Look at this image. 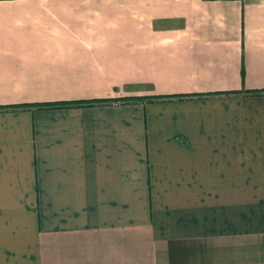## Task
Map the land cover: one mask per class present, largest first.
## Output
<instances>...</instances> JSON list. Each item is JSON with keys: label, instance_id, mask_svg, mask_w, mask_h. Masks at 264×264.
Masks as SVG:
<instances>
[{"label": "crops", "instance_id": "obj_1", "mask_svg": "<svg viewBox=\"0 0 264 264\" xmlns=\"http://www.w3.org/2000/svg\"><path fill=\"white\" fill-rule=\"evenodd\" d=\"M0 264H264V0H0Z\"/></svg>", "mask_w": 264, "mask_h": 264}, {"label": "trees", "instance_id": "obj_2", "mask_svg": "<svg viewBox=\"0 0 264 264\" xmlns=\"http://www.w3.org/2000/svg\"><path fill=\"white\" fill-rule=\"evenodd\" d=\"M102 102H105V100H91V101H87V102H82V101H78V102H57V103H42V104H38L39 106H49V105H62V106H65V105H85V104H89V105H92L94 103H102Z\"/></svg>", "mask_w": 264, "mask_h": 264}]
</instances>
